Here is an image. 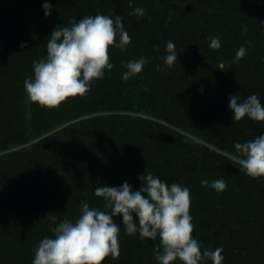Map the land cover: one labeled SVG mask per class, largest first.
<instances>
[{"label":"trees","instance_id":"trees-1","mask_svg":"<svg viewBox=\"0 0 264 264\" xmlns=\"http://www.w3.org/2000/svg\"><path fill=\"white\" fill-rule=\"evenodd\" d=\"M138 7L146 10L142 17L127 15ZM97 14L122 17L131 37L124 50L110 48L112 71L58 108L32 103L24 80L34 75L33 61L46 57L53 30ZM214 36L218 50L210 47ZM168 41L179 55L172 67L161 58ZM242 45L247 53L237 62ZM141 57L149 62L125 82L122 62ZM263 60L264 0H0V264H31L38 243L54 236L60 221L78 219L83 203L107 211L97 187L127 181L139 190L138 177L148 172L190 189L202 250L221 246L222 264H264V178H250L230 158L238 155L236 143L264 135V122H235L228 106L236 94L239 102L255 94L264 104ZM147 106L164 123L97 114ZM170 126L230 157L184 142ZM215 179L227 189L201 184ZM114 220L120 255L103 264H158L159 241L129 236L122 217Z\"/></svg>","mask_w":264,"mask_h":264},{"label":"clouds","instance_id":"clouds-1","mask_svg":"<svg viewBox=\"0 0 264 264\" xmlns=\"http://www.w3.org/2000/svg\"><path fill=\"white\" fill-rule=\"evenodd\" d=\"M51 7L50 3L43 4L46 17L51 14ZM145 11L138 7L127 15L142 17ZM68 24L53 30L47 40L46 57L33 61L34 75L24 80L28 99L49 110L58 108L69 98L89 93L92 82L102 80L105 72H111L114 67L110 48L124 50L131 43L120 16L89 15L79 21L70 19ZM21 47L27 45L21 44ZM210 47L213 50L221 47L219 36L210 38ZM155 50L160 49L157 46ZM165 51L167 55L161 58L172 67L179 57L175 44L168 41ZM246 53L247 49L240 46L235 60L239 62ZM148 62L144 57L122 62L126 69L122 79L126 82L140 74ZM156 70L160 71L161 66L157 65ZM239 99L237 94L230 97L228 106L234 113L233 121L240 122L247 117L264 122V104L257 95H250L243 102ZM234 147L238 155L231 159L240 170L252 179L264 178V135L236 143ZM138 178L141 186L135 191L127 181L118 187H97L94 195L103 198L107 211L83 203L78 219L60 221L51 229L54 236H45L38 243L31 264H103L109 256L117 258L121 232L114 220L117 216L122 217L127 235L138 233L142 239L159 241L154 246L158 264H173L176 260L181 264H202L206 259L212 264H222L225 258L221 246L202 250L201 243L193 236L190 189L175 182L169 185L151 172ZM201 184L217 192L227 189L223 179L203 180ZM47 217L56 223L54 214Z\"/></svg>","mask_w":264,"mask_h":264},{"label":"rangeland","instance_id":"rangeland-1","mask_svg":"<svg viewBox=\"0 0 264 264\" xmlns=\"http://www.w3.org/2000/svg\"><path fill=\"white\" fill-rule=\"evenodd\" d=\"M262 62L264 63V60ZM182 67L183 66H181V65H177V68H179L178 71H180V69H182ZM162 106L163 105H161L160 108H162ZM97 114L99 116H103V115H106V114L125 115V116H132V117H137V118H143V119L150 120V121H153V122H159V123L162 122L158 118V116H157L158 114L152 110L151 106L142 107V108L134 107V108H128L126 110H119V109L115 108L111 112H109V111L106 112L105 111V112H99ZM73 123L74 122H70V123L66 124V126H68L70 124H73ZM162 123H164V122H162ZM170 127L172 129L176 130L177 132H179L183 137H185L184 142L188 141L190 143H195V144L199 143L202 146L209 147L212 150H215L217 152H220L221 154H224L226 156H229L226 153L220 151L219 149H216L214 146H211V145L205 143L204 141H201L200 139L192 136L191 134H189V133H187V132H185V131H183V130H181L179 128L178 129L177 128L175 129L172 126H170Z\"/></svg>","mask_w":264,"mask_h":264}]
</instances>
